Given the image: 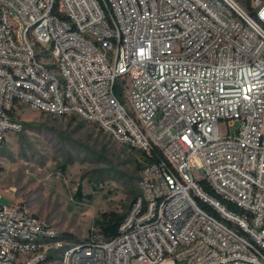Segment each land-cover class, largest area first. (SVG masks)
Returning a JSON list of instances; mask_svg holds the SVG:
<instances>
[{"label": "built area", "instance_id": "obj_1", "mask_svg": "<svg viewBox=\"0 0 264 264\" xmlns=\"http://www.w3.org/2000/svg\"><path fill=\"white\" fill-rule=\"evenodd\" d=\"M24 105L163 158L111 237L0 193V264H264V0H0V143Z\"/></svg>", "mask_w": 264, "mask_h": 264}, {"label": "rangeland", "instance_id": "obj_2", "mask_svg": "<svg viewBox=\"0 0 264 264\" xmlns=\"http://www.w3.org/2000/svg\"><path fill=\"white\" fill-rule=\"evenodd\" d=\"M123 79L124 75L117 79L119 90ZM15 114L28 125L18 132L7 131L1 142V203L25 206L57 231L79 240L101 212L125 211L124 204L140 189V171L131 163L139 160L136 151L131 154L125 144L72 114H49L28 105ZM219 125L226 133V121Z\"/></svg>", "mask_w": 264, "mask_h": 264}, {"label": "trees", "instance_id": "obj_3", "mask_svg": "<svg viewBox=\"0 0 264 264\" xmlns=\"http://www.w3.org/2000/svg\"><path fill=\"white\" fill-rule=\"evenodd\" d=\"M238 1L240 3H242L243 5L247 6V7L249 6V0H238ZM117 92H118L119 98L122 100L123 94H122L121 89L120 90L117 89ZM23 124L24 125H28L27 122H23ZM0 145H1V143H0ZM125 146H127L130 149L131 154H134L135 151H136L138 153V155H139L138 156L139 160L137 158H134L131 161V163L134 165V168L137 171H141V169L143 168V166L146 163H148V162H150L152 160H159V159L163 158V154H162L161 150H159L157 147H154L151 150V153L148 154L145 151L137 149L135 147H132V146H129V145H125ZM204 186H205V189L208 191V193L211 196L219 197L217 194L214 193V191L208 185L205 184ZM76 192H77V197H80V193H81V185L80 184L77 186ZM140 195H141V190L139 189V191H137L134 195H132L131 202L128 205L124 204L125 211L118 212V211H115V210H109V211L101 212L94 219L93 224L99 226L102 229V231L104 232L106 237H111V236L115 235L118 232V228H119L122 220L124 219L125 214H126L127 210L129 209L131 203L135 199H137ZM203 205L205 207L213 210L211 208V206L208 205L207 203H203ZM227 205L229 207H231V208H234L233 205L230 204V203H228ZM60 234L62 236H64L65 238L69 239L70 241H78L79 240L73 234L68 233V232H61Z\"/></svg>", "mask_w": 264, "mask_h": 264}, {"label": "crops", "instance_id": "obj_4", "mask_svg": "<svg viewBox=\"0 0 264 264\" xmlns=\"http://www.w3.org/2000/svg\"><path fill=\"white\" fill-rule=\"evenodd\" d=\"M72 115H74V116H77V115H75V114H72ZM77 117H79V116H77ZM80 118V117H79ZM85 121V120H84ZM97 126V125H96Z\"/></svg>", "mask_w": 264, "mask_h": 264}]
</instances>
